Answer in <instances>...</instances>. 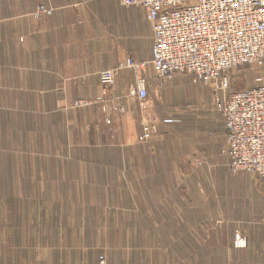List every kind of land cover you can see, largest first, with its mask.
I'll use <instances>...</instances> for the list:
<instances>
[{
	"label": "rangeland",
	"instance_id": "374dc122",
	"mask_svg": "<svg viewBox=\"0 0 264 264\" xmlns=\"http://www.w3.org/2000/svg\"><path fill=\"white\" fill-rule=\"evenodd\" d=\"M139 64L126 87L128 69L96 95L70 98L33 95L34 82L21 81L31 74L0 65L3 258L264 264V178L231 169L215 92L185 74L159 80L151 63ZM230 74L232 92L247 90L264 65ZM136 76L149 85L144 100L128 90Z\"/></svg>",
	"mask_w": 264,
	"mask_h": 264
},
{
	"label": "built area",
	"instance_id": "2783aa9c",
	"mask_svg": "<svg viewBox=\"0 0 264 264\" xmlns=\"http://www.w3.org/2000/svg\"><path fill=\"white\" fill-rule=\"evenodd\" d=\"M118 1L145 10L153 29L152 64L159 80L185 74L213 89L215 108L225 121L231 169L264 178V76L257 87L232 92L230 74L244 66L264 65V0ZM126 61L103 71L102 82L113 86L120 71L137 74L145 66ZM134 80L131 94L146 99V81L139 76Z\"/></svg>",
	"mask_w": 264,
	"mask_h": 264
},
{
	"label": "crops",
	"instance_id": "0c3cea01",
	"mask_svg": "<svg viewBox=\"0 0 264 264\" xmlns=\"http://www.w3.org/2000/svg\"><path fill=\"white\" fill-rule=\"evenodd\" d=\"M42 6L53 13L40 14ZM153 46L145 10L118 0H0V47L6 49L0 65L22 66L31 74L18 80L33 81V95H96L100 84L104 86L102 71L127 59L152 64ZM126 71L119 80L125 87L133 77ZM45 104L39 108H47ZM0 232L5 237L6 232ZM4 255L0 251V264H14V258Z\"/></svg>",
	"mask_w": 264,
	"mask_h": 264
}]
</instances>
